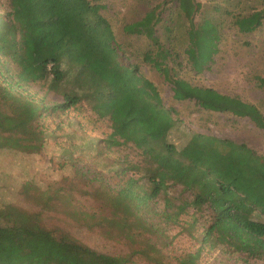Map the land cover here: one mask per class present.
Returning <instances> with one entry per match:
<instances>
[{
  "label": "trees",
  "instance_id": "trees-1",
  "mask_svg": "<svg viewBox=\"0 0 264 264\" xmlns=\"http://www.w3.org/2000/svg\"><path fill=\"white\" fill-rule=\"evenodd\" d=\"M168 1L189 21L184 53L192 68L202 71L217 50V25L206 18L194 22L200 8L196 0ZM161 5L123 26L125 34L147 38L143 62L162 74L175 100H192L204 110L246 117L264 131V115L255 104L212 87L192 85L173 73L168 62L176 61L177 51L160 40L155 28ZM102 8L91 0L0 3V148L40 152L45 136L42 116L74 109L86 100L97 117L110 122V132L98 143L106 149L130 144L139 150L141 160L135 168L143 170L148 183L143 188L130 161L116 169L118 189L111 196L114 212L126 213L139 223L140 208L178 185L190 199L180 198L177 203L166 194L164 218L174 221L191 207L204 221L201 245L264 260V155L245 143L199 132L191 133L179 147L169 141L176 123L173 110L164 106L156 86L136 64L123 62V49ZM263 18L264 6L234 16V25L247 33L259 27ZM67 80L72 88L60 89ZM46 81L47 89L59 93L62 101L39 104L22 94L24 86ZM31 184L22 186L25 197L33 195ZM38 197L46 206L52 195L44 200ZM77 215L83 220L88 216ZM106 222L117 228L128 226L127 218L113 216ZM196 256L188 255L179 264H196ZM129 263L127 256L98 252L66 232L54 234L38 211L14 204L0 207V264Z\"/></svg>",
  "mask_w": 264,
  "mask_h": 264
},
{
  "label": "rangeland",
  "instance_id": "rangeland-1",
  "mask_svg": "<svg viewBox=\"0 0 264 264\" xmlns=\"http://www.w3.org/2000/svg\"><path fill=\"white\" fill-rule=\"evenodd\" d=\"M5 1L0 0V3ZM91 1L103 5L100 12L109 21L117 43L123 49V62L136 64L140 73L156 86L164 106L173 110L176 123L168 134L169 141L179 147L191 133L199 132L245 143L264 155L262 129L246 117L204 110L192 100H175L171 86L162 74L142 60V53L149 45L147 38L123 31L126 23L139 20L150 8L162 3L160 20L155 28L160 40L177 51L176 61L168 62L173 73L192 85L238 95L255 104L264 115V82L260 81L264 80V18L259 27L247 33L239 32L234 25V16L263 8L262 0H196L200 8L194 14V22L209 19L217 25L220 34L215 54L199 72L192 68L184 53L189 21L172 2ZM47 83L26 85L22 94L39 104L62 101L59 93L47 89ZM2 85L0 79V88ZM61 88L69 90L72 83L64 81ZM41 122L45 136L40 152L0 148V207L14 204L27 211H38L42 223L54 234L63 231L98 252L127 256L129 264H179L181 259L196 253V264H264V260L245 259L239 253L201 245L199 233L204 221L199 214H193L191 207L174 221L164 218L166 194L177 203L180 198L190 199L181 186L169 187L147 207L140 208L139 223H134L126 213L114 212L111 196L118 189L114 182L116 169L130 161L134 177L143 188H148V183L143 170L135 168L141 160L139 150L130 144L106 149L98 143L110 132V122L107 118L97 117L88 101L81 100L76 108L59 114L47 113ZM26 182L32 183L31 197H25L21 192ZM47 194L52 197L44 206L38 196L44 200ZM78 212L88 216L83 220ZM113 216L127 218L128 226L117 228L115 224L107 223L106 219Z\"/></svg>",
  "mask_w": 264,
  "mask_h": 264
}]
</instances>
